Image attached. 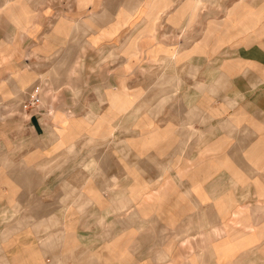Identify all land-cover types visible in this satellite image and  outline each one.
<instances>
[{"label":"crops","instance_id":"0c3cea01","mask_svg":"<svg viewBox=\"0 0 264 264\" xmlns=\"http://www.w3.org/2000/svg\"><path fill=\"white\" fill-rule=\"evenodd\" d=\"M12 1L0 3V12L8 14L15 26L22 21L29 23L35 15L33 7L44 3L15 0L12 5ZM110 1L108 8L117 3L116 8L106 9L92 24L104 22L121 8L131 14L136 0ZM215 1L143 0L140 12L147 5L146 16L158 6L169 8L155 21L151 40L145 39L149 49L159 50L154 58L161 64L165 58L163 63L170 67L181 56L170 52L173 47L155 44L153 33L161 18L166 23L163 28L173 32L175 27L184 35L190 29L189 17L179 25L173 16V24L170 17L175 11L185 4L198 10ZM91 5L86 9L100 13ZM258 9L246 12L256 24L246 43L233 39L218 49L221 40H216L217 45L207 47V53L180 59L198 60L190 69L193 76L206 66L207 71L214 70L213 77L199 87L210 95H204L198 109L183 111L175 128L162 130L152 123V131L170 132V140L167 138L160 150L150 147L141 153V147L127 149L126 142H120L116 150L112 147V154L108 148L98 164V147L86 148L88 143H82L81 149L75 141L84 133L75 123L63 135L65 144L59 145L52 140L58 137L52 132L57 124L49 118L48 105L42 103L40 85L36 93L41 103L35 109L26 105L29 99L24 100L27 85L36 84L43 74L14 72L13 78L21 85L14 84L8 97L0 93L1 101L11 103L5 112L0 110L1 120L11 117L5 131L0 132V264H264V18L256 16ZM240 19L237 16L233 22ZM144 23L139 24V34ZM71 30L77 31L75 38L84 39L85 48L86 28L63 22L56 27V36L64 39L72 35ZM78 50L85 51L75 52ZM120 50V58L101 63L109 70L115 68L110 61L117 63V75L126 66ZM2 51L0 62L6 57ZM19 53L24 54L17 49L14 57ZM62 53L58 49L47 58L53 65L51 81L47 82L52 86L43 96L45 102L51 100V107L56 97L53 94L60 86L70 87L73 71L77 74L81 68L75 63L66 69L70 53L61 58ZM14 57L0 65V91L10 87L6 80L18 68L9 64ZM2 66H6L5 78ZM165 79L171 87L167 93L160 91L163 96L155 109L170 102V93L179 87L177 76ZM102 84L116 85L119 90L125 82L117 77ZM227 85L232 87L230 93H217ZM106 96L104 93L101 100L108 103ZM125 114L118 116L113 133L125 131ZM108 128L111 131L113 127ZM84 149H91L93 157H85L80 151Z\"/></svg>","mask_w":264,"mask_h":264},{"label":"rangeland","instance_id":"374dc122","mask_svg":"<svg viewBox=\"0 0 264 264\" xmlns=\"http://www.w3.org/2000/svg\"><path fill=\"white\" fill-rule=\"evenodd\" d=\"M142 1L136 0L134 2V10L131 14H125L124 9L121 8L111 13L110 17L100 24L92 23L106 9L108 11L115 9L117 3L111 4L114 8L111 7L110 9L108 8L110 0H44V3L33 7L35 15L29 23L22 21L17 26L11 22V17L8 14L2 16L0 12L2 16V20L0 17V51L3 49L2 52L6 54L0 65L6 60H12L17 49L20 52H24V54L19 53L16 55L13 62L9 63L18 68L14 69L6 80L7 84L10 85V87L7 86L9 90L6 87L0 93L8 97L12 95L11 89L13 85L20 84V81L13 78L12 74L14 72L20 73L23 76L26 73L35 75L39 72L43 74L36 84L27 85L28 91H26L27 95L24 100L29 99V101L25 100L26 105L29 106V109H35L31 106L32 98L37 96L38 93L36 92L39 91L38 87L40 85V90L43 93L40 95L42 103L44 106L48 105L45 109L52 113L49 118H54L57 124V128L52 130V132L58 137L52 140L56 141L59 145L65 144L63 135L67 133L68 126L75 123L84 132H81L82 134L80 133V137L75 139V141L81 149L82 143H88L86 148H90L89 145H96L99 153L98 164L101 161L103 162V155L107 156V154L103 153L108 148L112 149V147H115L116 150L117 143L120 142H126L125 147L127 149H130L131 146L141 147L142 151H139L141 153H144L150 147H159V150L163 149V146L170 140V132L167 130L164 132L152 131V123L162 130L167 127L175 128L179 122L178 116L183 111L198 109V106L204 103L202 102L205 99L204 95H210L207 91L200 90L199 87L207 81L206 78L213 77L214 70L207 71L206 66V69H200L198 74L193 76L190 74V69L191 66L197 65L198 60L193 61L190 59L191 62H189V59L184 61L180 59L182 57H192L194 54L200 56V54L207 53L210 45L213 47L217 45L216 43L218 42L216 40H221V45L218 49L230 44L233 42V39L234 41L240 39L246 43L247 34L251 31V28L256 27V24L247 18L246 12L259 7V14H256V16L264 18V0H217L201 5L198 10L192 6L187 7L185 4L179 7L170 17L172 23L175 24L173 16H176L179 19V25H181L184 17H189L187 26L190 29L186 30L184 35L175 27H173V32L171 29L167 30L163 28L166 26V23L164 22V18H161L159 25L156 24L153 33L155 44L159 42L163 46L173 47L174 49H170V52H176L181 55L177 59H174L175 66L170 67H166L167 65L163 63V59L165 58L160 60L162 64L157 61L153 54L159 50L149 49V44L145 42V39L151 40L149 35L153 32L152 30L159 14L169 8L162 9L158 6L159 8L154 13L146 16L147 5L140 12ZM112 2H115V0ZM15 3V0H13L11 4L15 5ZM90 4H92L91 9L99 10L100 13L90 12L89 8L86 9V6ZM181 9L182 13H178L177 16V12ZM143 16V22L145 21V23L139 34L137 30L139 29V24L142 25L143 23L141 21ZM237 16L241 19L235 24L233 19ZM256 16H253L254 20L257 19ZM224 17L225 19L220 22H212L214 21L213 19H223ZM63 22L87 29L85 48L82 44L84 39L78 36L75 38V35H78L77 31L71 30L72 35L64 39L56 36L55 29ZM228 24L230 26L227 27L226 25ZM216 25L218 27L215 29ZM142 35L144 38H141ZM92 38L94 40L91 41L90 39ZM205 43H207V46L203 48L202 46ZM261 44L264 45V42ZM191 47L192 49H190ZM58 49L63 50L61 58L66 52L70 53L66 69L71 68L75 63H78L81 68H78L77 74L76 71H73L71 81L67 85L70 87L65 88L64 85L60 86L55 95L53 94V97L56 96V101H53L54 107H51V100L49 99L45 102L43 96L45 91L52 86L47 84V82L51 81L53 65L47 58L54 55ZM75 49H85V51L81 52L78 50L79 53H77ZM117 49L123 50L126 59L125 69L123 73L120 72L118 75L116 69L117 63L112 62L120 58ZM87 51L89 52L87 53ZM112 52L114 53L113 56H111ZM168 57L169 54L166 58ZM105 59L108 61L109 59L112 60L110 63L115 66L113 70H109L108 66H106L107 64L101 65ZM20 68H24L25 70ZM5 70L6 66H2L1 71H4L2 73L3 78L7 75ZM173 75L177 76L180 80L178 89L170 93L172 97L170 102L160 109H155L158 107V103L163 96V93H160V91L165 89V93H167L166 91H169L171 87V84H167L165 77ZM117 77L125 82V85L119 90H116V85L107 86L102 84L106 81L111 83ZM173 87L172 85V90ZM221 88L217 93H227L230 88L232 90L230 85ZM114 92H119V94L114 96ZM104 93L107 94L106 101L108 103L101 100ZM66 97H69L70 100H60ZM10 104L1 101L0 97L1 111L5 112L6 108L9 109ZM14 106L16 107V103H14ZM151 110L154 111L151 112ZM122 114L126 115L125 131L113 133L115 126H117L115 122L118 120V116ZM10 118L5 121L0 119L1 133L5 131L6 125H9ZM74 118L77 121L74 122ZM109 125L113 127L111 131H109ZM49 129L48 125L47 131ZM145 130L147 131L145 132ZM137 136L140 137L139 141L136 140V142L132 143L131 141H134ZM156 136L157 138H155ZM87 137L89 138L86 140ZM167 138H169L168 141ZM80 151L85 152V157L93 155L91 149ZM113 151L114 148L110 150V153L112 154ZM162 191L165 193L166 189L163 188Z\"/></svg>","mask_w":264,"mask_h":264},{"label":"built area","instance_id":"2783aa9c","mask_svg":"<svg viewBox=\"0 0 264 264\" xmlns=\"http://www.w3.org/2000/svg\"><path fill=\"white\" fill-rule=\"evenodd\" d=\"M40 103H41V99L38 96H35L32 99L31 106L34 107V108H36Z\"/></svg>","mask_w":264,"mask_h":264},{"label":"bare ground","instance_id":"6f19581e","mask_svg":"<svg viewBox=\"0 0 264 264\" xmlns=\"http://www.w3.org/2000/svg\"><path fill=\"white\" fill-rule=\"evenodd\" d=\"M4 1H6V0H1L0 3L4 2ZM4 6H5V5H4ZM2 8H3V7H2Z\"/></svg>","mask_w":264,"mask_h":264}]
</instances>
